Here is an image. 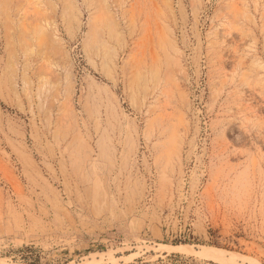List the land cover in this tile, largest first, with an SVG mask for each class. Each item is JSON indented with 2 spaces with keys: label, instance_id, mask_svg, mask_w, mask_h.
<instances>
[{
  "label": "rangeland",
  "instance_id": "obj_1",
  "mask_svg": "<svg viewBox=\"0 0 264 264\" xmlns=\"http://www.w3.org/2000/svg\"><path fill=\"white\" fill-rule=\"evenodd\" d=\"M24 258L264 264V0H0V264Z\"/></svg>",
  "mask_w": 264,
  "mask_h": 264
},
{
  "label": "trees",
  "instance_id": "obj_2",
  "mask_svg": "<svg viewBox=\"0 0 264 264\" xmlns=\"http://www.w3.org/2000/svg\"><path fill=\"white\" fill-rule=\"evenodd\" d=\"M25 252H37L36 250H34L33 248H24ZM25 261H27V264H40V262H37L38 260H35V262H30V258H24Z\"/></svg>",
  "mask_w": 264,
  "mask_h": 264
}]
</instances>
